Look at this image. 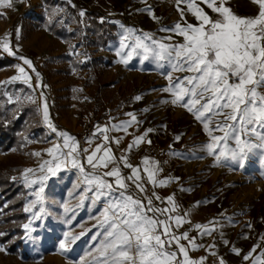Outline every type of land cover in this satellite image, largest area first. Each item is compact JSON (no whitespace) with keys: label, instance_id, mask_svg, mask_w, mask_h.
<instances>
[{"label":"snow or ice","instance_id":"6c2138e0","mask_svg":"<svg viewBox=\"0 0 264 264\" xmlns=\"http://www.w3.org/2000/svg\"><path fill=\"white\" fill-rule=\"evenodd\" d=\"M202 2L218 14L217 19L211 18L197 0H175L181 20L185 22L182 24L177 21L161 29L182 37L183 42L173 43L172 35L155 38L149 33L136 35L134 29L124 28L116 55L121 57L120 62L125 66L137 57L141 63L151 61L163 69L162 75L168 84L161 91L171 96L166 102L186 109L208 133L209 142L202 146L201 151L214 156L218 164L227 160L237 168H243L252 154L258 153L264 157V0H253L258 6L254 17L238 16L226 6L227 0H219V3L217 0ZM12 3L13 0H0V7H11ZM181 4L187 6V11L196 18L197 24L185 20V9L180 7ZM146 10L151 12V8ZM80 15L84 16L85 12L81 10ZM0 50L12 56L17 55L7 38L0 40ZM19 59L25 65L32 66L23 56ZM19 73L20 76L0 82V86L22 78L32 88V78L24 67H19ZM36 75L39 77V73ZM16 99L21 102L20 97ZM24 99L36 103L33 96L26 95ZM134 99L140 100L141 97L137 95ZM11 100L12 97H9ZM41 109L44 123L62 143L55 142L46 150L52 159L43 161L39 166L41 172H45L46 168L45 174L30 179L28 174H34V169L28 168L22 173L26 187L39 184L33 193L35 199L24 208L26 213H32L23 225L27 239H33V222L40 219L44 212L43 207L33 211L43 201L41 194L44 182L49 179V175L55 177L62 169L70 167L78 171V186H83L77 207L86 199L93 204L99 201L104 204L98 220L103 239L96 249L98 255L94 258V264H204L206 257L198 261L189 257L188 245L193 249L202 246L195 242V237H190L188 232L177 234L174 231L185 223L187 215L176 214L179 205L174 196L162 198L154 190L151 195L147 194V185L153 189L165 187L179 178H160V162L151 157L142 158V169L129 160L134 148L143 143L152 144L148 136L155 129L148 128L134 135L127 148L122 149V154L116 157L111 145L114 143L119 147L123 137L113 139L109 132L120 131L131 135L128 130L132 128L135 131L143 123L137 114L129 112L126 113L128 119L103 127L96 126L85 141L87 147H81L75 137L58 131L53 125L46 100L42 99L38 105V110ZM214 132L222 135H213ZM93 138H100L102 142L93 147ZM179 139L177 136L176 140ZM229 142L234 146H230ZM34 155L39 156L40 153ZM170 155L183 157L184 154L173 151ZM122 167L129 169L127 175L123 173ZM154 199L164 206L157 207ZM63 208L65 213L73 211L67 204ZM228 220L232 222L231 218ZM216 223L210 221L211 227L197 224L196 228L202 230L201 236H211L216 231ZM246 227L251 228V225L247 224ZM4 235L6 233L0 232V237ZM76 239L78 237L65 233L58 249L67 254ZM182 240L187 241V245L181 243ZM224 243L228 242L225 240ZM215 247V244L208 246L210 254L215 255ZM231 250L237 255L240 253L235 247ZM0 251L7 250L0 245ZM255 251L254 247L243 259L249 260ZM219 264H224L222 258ZM253 264H264V251L255 258Z\"/></svg>","mask_w":264,"mask_h":264},{"label":"crops","instance_id":"0c3cea01","mask_svg":"<svg viewBox=\"0 0 264 264\" xmlns=\"http://www.w3.org/2000/svg\"><path fill=\"white\" fill-rule=\"evenodd\" d=\"M156 1L13 0L11 7H0V40L7 38L17 55L4 54L12 59L14 70L24 67L26 73L35 81L38 98L37 111L41 117L42 127L51 136V140L56 139L57 142L62 143L57 134L52 133L43 121L42 109L38 110L42 99L47 101L53 125L58 131L67 132L75 137L81 147H87L85 141L91 136L96 126L103 127L106 124L128 119L126 113L129 112L137 114L143 123L135 128V131L130 128L128 131L132 133L131 135L120 131L109 132V136L113 139L123 137L119 147L114 143L111 145L116 157L122 154V149L127 148L134 135H139L148 128L155 129L149 134L148 139L167 149L166 161L152 157L148 153L147 143L134 148L129 154V160L133 165H140L142 169V158L151 157L160 162L162 169L159 174L160 178H179L165 187L153 189L151 185H147V194L151 195L154 190L162 198L172 195L179 205L176 214H187L185 223L174 231L177 234L188 232L190 237H195L198 245H202L196 249L188 245L189 257L197 261L206 257L204 264H219L221 258L224 264H253L255 258L264 251V157L258 153L252 154L243 168H237L227 160H222L218 164L214 156L201 151L202 146L210 139L202 124L196 121L186 109L166 102L171 99V96L161 91L168 84L162 75L164 70L151 61L141 63L137 57L125 66L120 62L121 57L116 55L124 28L134 29L136 35L149 33L158 38L156 35L162 32L159 29L136 25L138 19L154 15ZM197 3L211 18H218V14L214 13L202 0H197ZM74 4L81 6L77 17L70 11ZM180 6L185 9L186 17L187 6L185 4ZM226 6H229L240 17H254L258 12V6L253 3V0H227ZM149 8L151 12L146 10ZM85 9L101 11L103 14L98 16V21L103 18V21L115 25L105 44L92 42L95 38L94 33L89 29V18L86 14L80 15V11L85 12ZM190 16L197 24L196 18L192 14ZM126 18L134 19L132 22L135 24L124 25L123 20ZM75 20L84 22L82 35L86 44L91 43L87 47H85L86 44L83 46L78 44L76 49L91 48L93 51L104 49L105 52H110L114 56L116 62L111 66L115 67L117 63L121 69L120 73L114 74L105 82L104 90L100 94V108L94 111V106H90V109L86 108V113L81 111L85 107L84 104L81 106L72 104L68 98V91L58 87L68 81L71 76L70 73L66 74L63 71L70 69L69 61L66 59L58 61L56 58L58 62L52 65L56 71L53 74L46 71L51 62L45 59V53H50L52 56L63 51L67 48L69 38L72 40L79 35L73 24ZM51 22L62 28L61 35H55L48 29L47 25ZM17 32H19V38H17ZM37 34L42 38L37 36L39 42L35 46L32 42H27ZM49 41H54L56 48L53 46L55 49L45 52ZM131 42L130 40L129 43ZM77 43L78 41L75 40L71 46L75 47ZM67 52L71 50L68 49ZM20 56L28 59L32 66L25 65L19 59ZM111 66L108 65L109 68ZM36 73H39V77ZM85 73L86 69L83 68L81 74L85 75ZM141 75L145 79L138 77ZM39 81H41V87L47 84L52 89L47 92H43L42 88L39 90L37 87ZM41 93H43V98H41ZM137 95L141 97L140 100L134 99ZM145 109L148 111H144ZM85 117H89L90 133L86 139L80 140L78 130ZM213 135H222V133L214 132ZM177 136L180 137L179 140H176ZM101 142L100 138H93L92 146L95 147ZM229 143L230 146H234L231 142ZM173 151L184 155L183 157L170 155ZM68 169L79 175L77 170L70 167ZM122 171L125 175L129 173L127 168L122 167ZM153 202L157 207L164 206L155 199ZM228 218H231L232 222H229ZM210 221L217 222L216 231L211 236H201L200 231L202 230L197 229L196 225L211 227ZM247 224H250L251 228L246 227ZM225 240L227 244L224 243ZM181 243L187 245V241L182 240ZM212 244L216 245L213 249L215 255L210 254L208 249V246ZM233 247L240 250L239 255L231 250ZM254 247L256 251L251 258L244 260L243 257ZM173 250H175V245H173Z\"/></svg>","mask_w":264,"mask_h":264},{"label":"rangeland","instance_id":"374dc122","mask_svg":"<svg viewBox=\"0 0 264 264\" xmlns=\"http://www.w3.org/2000/svg\"><path fill=\"white\" fill-rule=\"evenodd\" d=\"M144 5L147 6L146 4ZM179 13L175 0H157L156 12L154 15L138 19L136 25L150 26L161 31V29L170 27L177 21L183 24L185 21L181 20ZM190 15L191 13L187 11L185 20L195 25ZM132 21L134 22V19L131 20L126 18L123 20V24H135ZM73 24L76 33L78 32L79 35L74 39L72 38V40L69 38L70 40L68 41L67 48H64L63 51L52 56L50 53H45V59L51 62L46 71L53 74L56 69L52 68V65L60 60L63 61L66 59L69 61L70 69H64L63 71L66 74L70 73L71 76L68 78V81L63 82L58 87L68 91V98L71 100L72 104L76 106L84 104L83 106H85V109L82 108L81 111L86 113V110L88 108L90 109V106H94V111L100 108V94L104 90L105 82L114 74L120 73L121 69L117 63L115 67H108L109 64L111 65L116 62L114 56H112L110 52L104 51L101 53L99 52L100 50L93 51L91 48H80L77 50L76 46L78 44L81 46L86 44L85 38L82 35L84 22H76L75 20ZM169 35L173 36V43L183 42L182 37L176 36L173 33L162 31L156 36L161 38ZM37 36L42 38V36L37 34L35 37L32 36L30 41L27 42H32L33 46H35V44L39 42ZM75 40H77L78 43L73 47L71 44ZM89 44L91 43L87 42L85 47L90 46ZM46 46L45 52H51V50L56 48L54 41L47 42ZM68 49L71 50V52L68 53ZM0 54L6 56L1 50ZM12 63L13 61L11 59V63L0 67V82L6 81L13 76L20 75L19 69L14 70V64L12 65ZM84 67L88 70L85 75H82L81 72ZM140 73L142 74V72ZM138 77L142 79L144 76L141 75ZM31 84L33 87L29 88L21 78L13 83L0 86L6 100L14 104L17 112L18 110L28 107H33L35 111L33 115L26 113L23 119V128L19 132L21 135L20 154L15 147H11L5 152L0 149V160H3L8 153H18L21 157L20 170L12 172L10 177H16L15 181H18L22 187L19 194L23 199L22 211L26 218L25 221L21 223V233L19 236L12 230L11 233L13 234L10 238L6 241L0 240V245H3L7 250L0 251V264H37L39 262H44L45 264H94V258L98 255L96 249L103 239V236L100 235L103 230L99 226L98 220L101 218L104 204L103 201L93 204L91 200L86 199L80 207H77V204L80 202L79 196L83 186H78L80 174L78 175L68 168L62 169L55 177L49 175V179L44 182V191L41 194L43 201L42 203H38L33 209V211H38L40 207H43L44 212L41 213L40 219L33 222L32 227L34 231L31 234L33 239L29 240L25 237L23 225L28 222L32 213H26L24 208L31 200L35 199L33 193L39 187V184L33 185L31 188L26 187L22 179V173L25 169H34V174H28L30 179H36L40 175L45 174L46 168L45 172H41L39 166L43 161L52 159L46 150L52 147L53 143L57 142L56 139L51 140V136H49L48 132L42 127L41 117L37 111V88L35 87V81L32 79ZM37 85H39L38 89L41 90L42 88L43 92L52 89L47 84L41 87V81H39ZM64 94H66V92ZM26 95L33 96L36 99V103L24 99ZM9 97H12L11 101H9ZM17 97L21 98V102H17ZM88 119L89 117H85L83 122H88ZM36 152H39L40 155H34ZM88 195L90 196L91 193ZM7 203L8 200L3 198L2 203H0V211ZM64 204H67L73 211L65 213L63 208ZM1 221L2 218L0 215V222ZM4 231L7 230L1 232ZM65 233L78 237L71 245L70 251L67 254L62 253L58 249L59 242L64 238ZM93 237H95V239H93Z\"/></svg>","mask_w":264,"mask_h":264},{"label":"trees","instance_id":"16d2710c","mask_svg":"<svg viewBox=\"0 0 264 264\" xmlns=\"http://www.w3.org/2000/svg\"><path fill=\"white\" fill-rule=\"evenodd\" d=\"M80 8V5L74 4L70 11L77 17V12ZM85 14L89 18V29L94 33L95 40H92V42L105 44L111 36L110 32L115 28V25L105 21H98V16L103 13L97 9H85ZM47 27L55 35L63 33L62 28L54 22L49 23ZM106 32L107 34H105ZM9 63H11V59L0 54V67ZM26 113L33 115L35 111L33 107H28L17 112L14 104L6 100L3 91L0 89V149L2 151L5 152L9 148L15 147L18 153L20 152L21 135L19 132L23 128V119ZM18 153H8L3 160H0V203H2L3 198L8 200V203L0 211L2 218L0 232L7 230L4 231L6 235L0 237L1 241H6L10 238L13 234L11 233L12 230L19 236L21 223L26 219L22 211L23 199L19 194L22 187L18 181L10 177L12 172H17L21 168V157L20 153ZM37 264L45 263L39 262Z\"/></svg>","mask_w":264,"mask_h":264},{"label":"built area","instance_id":"2783aa9c","mask_svg":"<svg viewBox=\"0 0 264 264\" xmlns=\"http://www.w3.org/2000/svg\"><path fill=\"white\" fill-rule=\"evenodd\" d=\"M97 50H100L99 52H101V53L104 52V49H97ZM97 50H95V51H97ZM103 55H101V56H103ZM111 65L109 64V66H111ZM84 69H86V71L88 70L85 67H84ZM89 133H90L89 123L83 122L80 125L79 130H78V136H79L80 140L86 139L89 136ZM147 150H148V153L152 157L158 158L161 161H166V159L168 157L167 149L165 147H163L162 145H160L159 143L152 142L151 145H147Z\"/></svg>","mask_w":264,"mask_h":264}]
</instances>
